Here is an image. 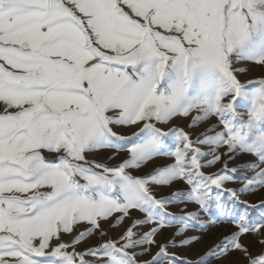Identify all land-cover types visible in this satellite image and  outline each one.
Wrapping results in <instances>:
<instances>
[{"label": "snow or ice", "instance_id": "1", "mask_svg": "<svg viewBox=\"0 0 264 264\" xmlns=\"http://www.w3.org/2000/svg\"><path fill=\"white\" fill-rule=\"evenodd\" d=\"M257 192L264 0H0V264H264Z\"/></svg>", "mask_w": 264, "mask_h": 264}, {"label": "rangeland", "instance_id": "2", "mask_svg": "<svg viewBox=\"0 0 264 264\" xmlns=\"http://www.w3.org/2000/svg\"><path fill=\"white\" fill-rule=\"evenodd\" d=\"M198 131V130H197ZM193 135H195V133H193ZM98 160H104L103 156H98L97 157ZM117 161H113L112 163H116ZM260 198H264V193L261 192H257L255 195H252L249 197V199H251L253 202H258ZM236 257H233V259H235Z\"/></svg>", "mask_w": 264, "mask_h": 264}]
</instances>
